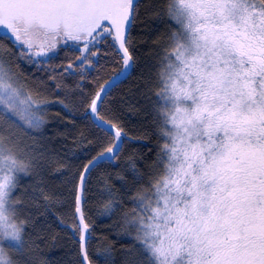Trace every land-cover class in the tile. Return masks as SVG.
Segmentation results:
<instances>
[{"label": "snow or ice", "instance_id": "snow-or-ice-1", "mask_svg": "<svg viewBox=\"0 0 264 264\" xmlns=\"http://www.w3.org/2000/svg\"><path fill=\"white\" fill-rule=\"evenodd\" d=\"M142 3L0 0L6 32L0 40L7 41V48L0 43V264H52L36 240L43 243L53 224L65 226L49 215L62 201L43 179L47 148L25 142H35L33 134L47 123L53 90L63 109L82 108L112 141L82 169L62 172L75 200L67 227L69 241L79 245L76 264H91V225L81 207L88 176L99 161L116 160L129 136L118 115H101L115 77L95 92L83 83L65 90L54 71L29 84L13 62L43 71L40 66L74 42L78 63L63 72L96 71L98 45H107L105 54L111 51L126 72L137 62L130 30L142 14L166 17L169 32L146 80L152 155L143 170L135 160L128 166L134 193L110 192L104 205L106 213H122L131 237L124 264H264V0H152L141 13ZM30 177L41 179L21 191Z\"/></svg>", "mask_w": 264, "mask_h": 264}, {"label": "trees", "instance_id": "trees-1", "mask_svg": "<svg viewBox=\"0 0 264 264\" xmlns=\"http://www.w3.org/2000/svg\"><path fill=\"white\" fill-rule=\"evenodd\" d=\"M151 2L152 0H144L140 6L141 13ZM168 32L169 23L166 17L157 19L155 16L141 15L139 22L130 32L136 65L124 81L110 90L111 95L105 97L101 109L104 119H112L113 113L118 115L119 123L129 136L123 141L116 160H107L99 164L88 176L87 192L84 193L87 203L83 204V212L91 225L89 229L91 235L87 241L91 264H102L106 256L110 257V264H124V253L132 244L131 237L125 234L122 213H106L104 205L109 200L110 192L116 197H124L126 191L134 193L132 170L128 166L135 160L143 170L146 167L144 161L152 155L149 149L155 147L146 80L149 75V65L153 63L157 49L167 42ZM3 36L5 34L0 31V37ZM0 43L7 48V41L0 40ZM98 47L101 51L97 56L92 57L93 62L98 64L96 71L86 67L84 71L77 68L73 75L63 72L69 62L77 64V56L81 54L77 50V45L70 43L64 51L58 52L50 63L40 66L43 71L24 61H14L12 68L21 79L27 80L32 85L36 83L35 77L46 78L54 71L57 74V81L62 83L65 90L74 89L76 84L83 83L87 85L86 91L95 92L99 84L112 80L113 77L117 78L123 73L122 65L116 61L111 51L105 54L104 49L107 45H98ZM53 83L46 79V84ZM47 99L48 111L44 117L47 123L41 132L33 134L36 137L35 142L27 137L25 142L28 145L35 143L37 148L44 146L47 148L46 171L43 173V179L48 190L55 193L56 198L62 201L50 209L49 215L53 219L56 217L62 219L65 226L53 224L48 238L43 243L37 239L36 243L39 245L38 251L43 260H51L52 264H76L80 259L79 245L69 241L68 237L73 234L67 227L72 224V217L75 215V200L69 195L70 186L66 183L62 172L67 171L68 167H71L72 172L82 169L89 159L98 156L112 141L96 126L95 121L84 118L82 108L63 109L56 96V90H53ZM81 139H85V143L81 144ZM60 162H63L64 166L57 171L56 169L61 167ZM40 179L41 177L25 178L21 191ZM127 199L130 200V197ZM128 206L126 203L125 207ZM53 236L55 240L52 239ZM75 238L78 239V235Z\"/></svg>", "mask_w": 264, "mask_h": 264}, {"label": "water", "instance_id": "water-1", "mask_svg": "<svg viewBox=\"0 0 264 264\" xmlns=\"http://www.w3.org/2000/svg\"><path fill=\"white\" fill-rule=\"evenodd\" d=\"M0 31L3 32V33H6V32L3 30L2 26H0ZM130 32H131V30H130ZM131 69H132V68H131ZM131 69H128L126 72H123L119 77H117V78L115 79V81H114L113 86L110 87L109 91L112 90V89H113L114 87H116L117 85H119L122 81H124V80L128 77V75H129ZM95 123H97V122H95ZM122 145H123V144H122ZM121 149H122V148H121ZM121 149H120V151H121ZM120 151H119V153H120ZM107 160H108V159L105 158V159L99 161V162H98V165L101 164V163H103V162H105V161H107ZM81 207H82V210H83V204L81 205ZM86 249H87V243H86Z\"/></svg>", "mask_w": 264, "mask_h": 264}, {"label": "flooded vegetation", "instance_id": "flooded-vegetation-1", "mask_svg": "<svg viewBox=\"0 0 264 264\" xmlns=\"http://www.w3.org/2000/svg\"><path fill=\"white\" fill-rule=\"evenodd\" d=\"M5 35H6V33H4ZM70 43H72V44H76V43H74V42H70Z\"/></svg>", "mask_w": 264, "mask_h": 264}, {"label": "rangeland", "instance_id": "rangeland-1", "mask_svg": "<svg viewBox=\"0 0 264 264\" xmlns=\"http://www.w3.org/2000/svg\"><path fill=\"white\" fill-rule=\"evenodd\" d=\"M70 44H72V43H70ZM72 45H75L76 46V44H72Z\"/></svg>", "mask_w": 264, "mask_h": 264}]
</instances>
